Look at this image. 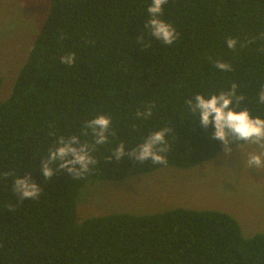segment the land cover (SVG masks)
Here are the masks:
<instances>
[{"label": "trees", "instance_id": "16d2710c", "mask_svg": "<svg viewBox=\"0 0 264 264\" xmlns=\"http://www.w3.org/2000/svg\"><path fill=\"white\" fill-rule=\"evenodd\" d=\"M150 3L50 0L0 101V264H264V233L244 237L223 211L175 207L76 221V200L89 179L116 181L165 166L127 156L107 160L121 141L127 152L151 131L172 127L166 166L179 168L223 149L211 137L214 126L205 130L185 103L195 93L218 94L235 82L245 97L241 107L264 118V105L256 103L264 85V0H168L162 18L179 33L171 45L144 28ZM229 37L237 39L235 49ZM70 52L76 60L68 66L60 57ZM218 59L232 70L216 68ZM151 104V117L136 116ZM100 113L111 117L115 135L96 146L98 163L81 178L56 172L45 183L41 159L57 136L94 143L90 131L81 133ZM29 172L43 192L21 200L13 183Z\"/></svg>", "mask_w": 264, "mask_h": 264}, {"label": "rangeland", "instance_id": "374dc122", "mask_svg": "<svg viewBox=\"0 0 264 264\" xmlns=\"http://www.w3.org/2000/svg\"><path fill=\"white\" fill-rule=\"evenodd\" d=\"M50 0H0V101L12 89L48 13ZM246 142L230 155L213 157L187 168L162 166L116 181L91 178L76 202V221L128 212L153 214L175 207L223 211L236 219L244 237L264 233V170L248 169Z\"/></svg>", "mask_w": 264, "mask_h": 264}, {"label": "clouds", "instance_id": "9594fccd", "mask_svg": "<svg viewBox=\"0 0 264 264\" xmlns=\"http://www.w3.org/2000/svg\"><path fill=\"white\" fill-rule=\"evenodd\" d=\"M167 2L168 0H151L147 8L149 19L145 22L144 28H148L150 35L163 44L171 45L178 39L179 33L173 24L162 18L164 16L162 6ZM261 38H264V34H261ZM237 42V39L233 37H229L226 41L230 49H235ZM60 60L71 66L76 60V55L70 52L62 55ZM214 66L222 71L232 70L231 64L219 59L215 61ZM237 87V84L233 82L230 89L221 90L218 94L212 93L206 96L202 93H195L194 97L186 99L185 103L191 113L198 116L200 125L205 130L214 126L211 137L222 142L225 154H231L235 141L255 145L259 150L250 151L245 163L248 169L264 170V118L260 115L253 116L248 108L241 107L245 97L237 94ZM256 103L264 105V85L258 92ZM154 106V104L148 105L145 111L137 110L136 116L145 119L151 117ZM111 126V117L100 113L85 121L81 133L87 136L90 131L94 143L82 142L79 135L57 136L53 145L48 149V155L41 159L40 168L45 177V183L56 172H64L77 179L88 174L91 167L98 163L92 154L96 146L108 143L110 133L115 135ZM170 132H172V127L151 131L141 143L127 152L124 142L121 141L106 159L111 161L114 158L116 161H122L127 156L128 159H135L138 162L151 160L154 164L166 166L168 160L165 154L170 151L166 136ZM13 191L21 200L25 198L28 200L39 198L43 187L32 178V172H29L16 177Z\"/></svg>", "mask_w": 264, "mask_h": 264}]
</instances>
